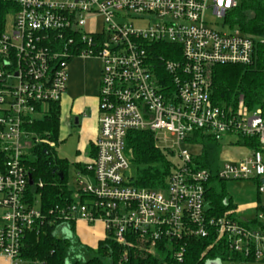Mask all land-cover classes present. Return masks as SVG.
Returning a JSON list of instances; mask_svg holds the SVG:
<instances>
[{"label": "built area", "instance_id": "obj_1", "mask_svg": "<svg viewBox=\"0 0 264 264\" xmlns=\"http://www.w3.org/2000/svg\"><path fill=\"white\" fill-rule=\"evenodd\" d=\"M15 2L12 25L0 30V256L10 264H44L25 251L29 231L45 219L29 191L25 125L62 100L69 63L81 57L101 61L95 156L77 171L73 201L52 213L68 223L103 222L104 240L124 248V259L133 248L154 256L170 250L177 264L191 239L207 238L264 263V199L247 217L237 207L211 215L206 191L212 171L193 151L197 132L216 141L226 135L254 140L248 156L214 167L219 180L253 181L264 195V107L225 106L210 90L215 65L254 63L264 45V36L227 20L238 0ZM211 18H225L229 31L218 30ZM134 19L148 25L138 27ZM136 130L153 132L160 148L169 141L178 146L162 188L132 182L127 137Z\"/></svg>", "mask_w": 264, "mask_h": 264}, {"label": "trees", "instance_id": "obj_2", "mask_svg": "<svg viewBox=\"0 0 264 264\" xmlns=\"http://www.w3.org/2000/svg\"><path fill=\"white\" fill-rule=\"evenodd\" d=\"M243 5V6H242ZM234 13L227 17L232 26L258 37L264 36V0L245 1ZM19 9L15 0H0V30L6 25L7 16ZM251 11L250 17L245 10ZM259 56L251 64H217L211 70L210 90L216 103L235 106L240 101L250 108L264 107V45H259ZM61 129V100L51 102L40 117L28 120L25 130L31 134V144L27 150L25 162L29 168L33 184L29 187L31 197L40 196L44 220L40 226L29 231L25 251L31 260L44 264H173L170 250H162L159 256L139 250L130 249L126 259L124 248L113 240L99 242L96 250L81 243L79 238H72L68 232H74V222H64L56 213L57 207H65L72 202L75 190L68 181L69 162L59 159L54 145L59 140ZM195 141L202 148L197 160L210 167L212 176L206 191V208L211 215H221L229 208H236L227 197L225 181L216 175V166L220 159L222 145L210 135L197 132ZM250 148L256 146L252 139H246ZM127 151L131 162V179L135 186L158 189L166 185V180L174 167V152L160 148L151 131H131L127 137ZM4 155L0 152V163ZM78 169L84 170L85 164L76 163ZM61 174L63 176H61ZM227 204H225L226 201ZM207 238H193L186 248L183 262L177 264H209L219 260L244 263L251 261L241 254L232 252L220 244L211 245ZM76 251H73V246ZM159 251V250H158ZM76 254V257L73 255ZM84 254L85 259L80 256Z\"/></svg>", "mask_w": 264, "mask_h": 264}, {"label": "rangeland", "instance_id": "obj_3", "mask_svg": "<svg viewBox=\"0 0 264 264\" xmlns=\"http://www.w3.org/2000/svg\"><path fill=\"white\" fill-rule=\"evenodd\" d=\"M248 1V3L252 0H238L240 6L245 2ZM243 6V5H242ZM246 14L250 17L251 11L249 9L245 10ZM212 20L219 21L220 23L217 26L218 30H224V31H229L230 24L229 22H225L226 19H215L211 18ZM102 17L99 16L97 17V24L98 27L100 28L102 25ZM13 23V16L8 15L7 20H6V25L8 28ZM134 23L138 27H146L148 25L147 21L145 20H138L134 19ZM222 23H225V26L222 25ZM81 58V57H75L73 58L74 60ZM72 59V60H73ZM83 59V58H81ZM84 64L86 63V66H82L83 68V77L85 82H89L92 86V90L96 89L98 86V82L100 80L99 77V72L101 69V61L99 59L95 58H85L83 60ZM97 90V89H96ZM257 108V107H256ZM255 109V108H254ZM70 115L68 113L61 115V132H60V138L55 144H51V146H55L54 150L59 159H66L69 162V167H68V181L69 185L72 189L76 190L77 189V172H76V166L75 164L77 163L78 159L82 155L84 159L87 161L90 156V147L87 145V148L85 149V142H86V137H85V131L83 128V125H75L70 124L72 122L71 118H69ZM237 137L235 136H229L226 135L222 138V140H219L220 144L223 146H227L231 142H236ZM166 146L163 147V149L168 148L171 146L173 148V152L175 153L178 150V146L176 144H173L172 141H169L168 144H164ZM84 149V150H83ZM201 149L200 146L193 148V151L199 152ZM172 150V149H171ZM229 159V158H227ZM176 160V159H175ZM232 160V158H230ZM89 181H92L90 177H84ZM226 186V191H227V197L230 198V201L233 205L241 206V205H249L251 202L254 201L255 195H256V184L253 181H226L225 183ZM34 200L36 203V207L40 208L41 207V200L40 196L36 194L34 196ZM250 213L247 212L246 215ZM3 215V210L0 208V223H1V217ZM68 236L72 238H76V236L79 238L82 244L90 247L91 249L96 250L98 247V243H96V239L91 234L85 229L78 228L74 230V232H68ZM73 251H76V246H73ZM76 257V254L73 255ZM81 259H85L86 256L82 254L80 256ZM71 263V259L67 261V264ZM224 264H239V263H234V262H225ZM241 264H264L263 262H258V261H248L244 262Z\"/></svg>", "mask_w": 264, "mask_h": 264}, {"label": "crops", "instance_id": "obj_4", "mask_svg": "<svg viewBox=\"0 0 264 264\" xmlns=\"http://www.w3.org/2000/svg\"><path fill=\"white\" fill-rule=\"evenodd\" d=\"M78 58L76 60H71L68 66V80H67V91L61 100V115L68 113L70 115L72 122L70 124L75 125H83L85 131V149L87 145L90 147V158L86 161L84 157L81 155L78 159L77 163H83L85 166L91 162L95 156V141L99 134V89H100V80L98 82V86L94 91L92 90V86L89 82H85L83 77V68L82 66H86L83 60ZM101 74V69L100 72ZM99 74V77H100ZM76 118H78L77 123L75 122ZM62 123V122H61ZM62 129V128H61ZM60 129V132H61ZM60 138V137H59ZM222 145V144H221ZM202 149V148H201ZM196 152V156L201 152ZM84 150V149H83ZM251 148L249 145L244 142H231L227 146L222 145V150L220 153V159L217 164H221L225 161H238L242 158L248 156L251 153ZM195 152V151H194ZM229 158V159H227ZM232 158V160H230ZM199 161V160H198ZM201 162V161H200ZM78 169L76 167V172ZM264 195H259L256 190L255 199L249 205H241L237 206V209L240 211V215L242 217L250 216L254 213L253 209H249L253 206L254 202L257 200H263ZM250 213L246 215L247 212ZM1 224V223H0ZM76 227L82 228L93 234L96 239V243L104 240L105 238V226L103 222H96L94 224H89L83 220H77L75 222ZM0 264H10V261L0 256Z\"/></svg>", "mask_w": 264, "mask_h": 264}, {"label": "water", "instance_id": "obj_5", "mask_svg": "<svg viewBox=\"0 0 264 264\" xmlns=\"http://www.w3.org/2000/svg\"><path fill=\"white\" fill-rule=\"evenodd\" d=\"M77 121H78V118H76L75 122L77 123ZM61 176H63V175L61 174ZM32 184H33V179L30 176V185H32ZM209 264H221V261H219V260H212V261H210Z\"/></svg>", "mask_w": 264, "mask_h": 264}]
</instances>
